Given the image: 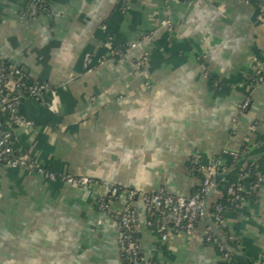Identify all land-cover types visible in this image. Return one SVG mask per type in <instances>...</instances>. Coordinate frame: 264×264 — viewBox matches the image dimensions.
<instances>
[{
  "label": "crops",
  "instance_id": "1",
  "mask_svg": "<svg viewBox=\"0 0 264 264\" xmlns=\"http://www.w3.org/2000/svg\"><path fill=\"white\" fill-rule=\"evenodd\" d=\"M255 1L47 0L49 14L30 18L23 15L29 0H0V47L29 80L50 87L42 101L21 105L34 130H18L17 145L63 177L0 164V264H124L117 221L97 207L110 187L122 191L114 211L123 209L126 191L190 198L201 185L193 154L230 167V154L245 147L255 161L264 155V84L249 85L264 62ZM121 48H128L123 57ZM145 54L148 65L138 68ZM257 171L258 193L248 180L243 201L214 226L243 264L264 259V164ZM225 174L207 210L238 171ZM67 176L92 182L73 187ZM136 206L145 259L228 264L205 241L210 221L163 242Z\"/></svg>",
  "mask_w": 264,
  "mask_h": 264
},
{
  "label": "built area",
  "instance_id": "2",
  "mask_svg": "<svg viewBox=\"0 0 264 264\" xmlns=\"http://www.w3.org/2000/svg\"><path fill=\"white\" fill-rule=\"evenodd\" d=\"M251 4L252 0H242ZM259 6L264 20V2L255 1ZM49 14L47 0H29L23 13L25 17L35 18L41 14ZM163 26L169 32L174 28L169 21L163 22ZM145 41L152 40V35L145 36ZM112 38H109V43ZM141 43H135L131 47H139ZM128 48L116 50L119 57L127 54ZM149 56L145 54L137 63L138 68L148 65ZM92 59L90 55L85 56V68L90 70ZM264 84V62L260 68L249 78L250 87L254 88ZM50 87L45 83H38L28 79L20 70L11 65L0 55V164L10 168H25L51 179H62L59 176L39 164L36 158L31 156L21 146L17 145V131L23 129L27 132L34 130V123L22 115L20 108L28 101H42ZM251 100L247 99L241 106L245 111L249 108ZM248 150V151H247ZM232 152L230 157L232 164L245 158H249L250 150ZM250 162V161H249ZM230 165H227L221 158H214L213 163L205 165L201 161L199 153L191 157V171L193 174L201 176V185L190 198L176 197L161 189L152 193H139L136 191H126V202L121 211L113 210V203L120 198L122 191L116 187H110L109 192L97 200V207L100 211L111 214L117 221L121 232L120 250L124 264H161L157 261L148 260L143 257L140 243L136 236V227L139 222V207L137 201L142 204V210L147 216V225L161 236L163 242L167 240L170 233L185 232L190 234L198 224L207 220L206 197L215 185L216 176L227 173ZM258 166L251 161L250 166L243 169L237 178L226 187L223 198L214 203L215 212L212 220L216 226H220L224 220V213L227 207H236L243 201L248 193L246 182L251 180L250 193L256 195L261 187L262 179L258 174ZM253 171L255 173L253 174ZM66 180L73 186L89 184V178H76L67 176ZM205 241L214 245L227 260L228 264H235L232 255L227 252L225 244L212 232L208 230ZM258 264H264V259Z\"/></svg>",
  "mask_w": 264,
  "mask_h": 264
},
{
  "label": "trees",
  "instance_id": "3",
  "mask_svg": "<svg viewBox=\"0 0 264 264\" xmlns=\"http://www.w3.org/2000/svg\"><path fill=\"white\" fill-rule=\"evenodd\" d=\"M261 1H263L264 2V0H261ZM23 101L24 102H27L28 101V99H23ZM242 150H247V148L245 147V148H243ZM248 151V150H247ZM253 153L250 151V154H249V156H251ZM252 161V160H251ZM251 161L250 162H248L245 166H243V167H241V166H239L238 164H234V166L233 167H230L229 169H228V171H227V173H230V172H233L234 170H237L238 171V174L243 170V169H245V168H247L248 166H250V164H251ZM253 163L254 164H257V166L259 167V165L260 164H264V155L263 156H261L260 157V159H258L257 161H255V160H253ZM255 173V171H253V174ZM200 178H201V176L199 175V174H197ZM208 196L209 195H207V197H206V199L208 198ZM227 209H232V207H227ZM214 212H215V205H213L212 207H211V209L210 210H207V220L208 221H210V226H211V230H212V232L221 240V242L223 243V244H225V246H226V248H227V252H229L231 255H232V261H233V263H235V264H243V263H241V262H239L238 260H237V258H236V248H234V247H232L231 245H229L225 240H223L219 235H217V228H215L214 226H215V224L213 225V222L211 221V217H212V215L214 214ZM218 227V226H217Z\"/></svg>",
  "mask_w": 264,
  "mask_h": 264
},
{
  "label": "water",
  "instance_id": "4",
  "mask_svg": "<svg viewBox=\"0 0 264 264\" xmlns=\"http://www.w3.org/2000/svg\"><path fill=\"white\" fill-rule=\"evenodd\" d=\"M0 55L3 56L11 65H14L16 69L22 71V64H20L19 62L15 61L13 58H11V56L3 49L0 47ZM256 158H245L243 160H241L238 165L239 166H244L246 162L254 160ZM226 177V174H219L216 176L215 179V185L212 189V191L210 192V195H212L216 188L220 185L221 181ZM248 264H252L251 261L248 262Z\"/></svg>",
  "mask_w": 264,
  "mask_h": 264
}]
</instances>
